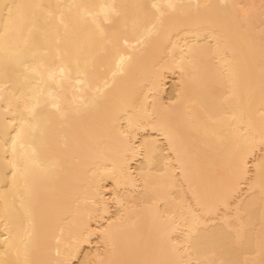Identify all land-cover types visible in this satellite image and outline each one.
Returning a JSON list of instances; mask_svg holds the SVG:
<instances>
[{
  "label": "snow or ice",
  "instance_id": "6c2138e0",
  "mask_svg": "<svg viewBox=\"0 0 264 264\" xmlns=\"http://www.w3.org/2000/svg\"><path fill=\"white\" fill-rule=\"evenodd\" d=\"M146 62L173 97L129 87ZM0 264H264V0H0Z\"/></svg>",
  "mask_w": 264,
  "mask_h": 264
},
{
  "label": "bare ground",
  "instance_id": "6f19581e",
  "mask_svg": "<svg viewBox=\"0 0 264 264\" xmlns=\"http://www.w3.org/2000/svg\"><path fill=\"white\" fill-rule=\"evenodd\" d=\"M184 2H196V0H184ZM199 2H218V0H199ZM254 2L259 3V0H254ZM208 27L205 26V29L200 31L189 30L181 33L178 37V42L186 47H200L209 43L214 44L207 30ZM179 81L180 70L178 68L171 66L167 62H146L140 67L135 78L130 82L129 87L137 92H143V95L149 99H151L150 93L167 99L174 96L179 87ZM147 132L153 134L151 126L148 127ZM140 135H145L144 131H141ZM93 163L95 164V175L87 177V179L93 181H100L101 178L111 176L113 168L119 169V165L109 161L103 154L97 156ZM81 176L82 173L74 165L70 166L67 175V181L70 184L77 181ZM103 182L109 185L113 184L111 179H104ZM138 190L129 188V191ZM203 211H205V220L210 227L214 226L223 232L227 231L222 225L215 223L217 220L223 221L224 219L216 211L211 208ZM219 211L226 212L227 210L220 209ZM98 237L99 232H96L91 237L80 236V229L75 219L72 221L70 231L65 233L66 242L83 253V255L79 256L81 261L95 254L97 244L101 243Z\"/></svg>",
  "mask_w": 264,
  "mask_h": 264
}]
</instances>
